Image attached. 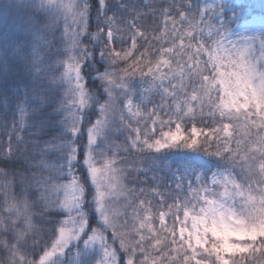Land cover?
<instances>
[{
  "label": "snow or ice",
  "instance_id": "1",
  "mask_svg": "<svg viewBox=\"0 0 264 264\" xmlns=\"http://www.w3.org/2000/svg\"><path fill=\"white\" fill-rule=\"evenodd\" d=\"M38 4L0 54V256L260 264L217 234L264 228V0Z\"/></svg>",
  "mask_w": 264,
  "mask_h": 264
},
{
  "label": "trees",
  "instance_id": "2",
  "mask_svg": "<svg viewBox=\"0 0 264 264\" xmlns=\"http://www.w3.org/2000/svg\"><path fill=\"white\" fill-rule=\"evenodd\" d=\"M19 2L22 3L21 7L18 6L17 0H0V54L8 61L9 68H14L18 62L22 63L16 49L19 48L23 52L28 47L29 21L46 19L38 3L34 2L33 4L27 0ZM47 23L51 25L50 21ZM167 162L165 159L158 161L161 169L158 171V175L167 177L168 174L164 170ZM173 162L175 163L174 158ZM257 218L256 215L249 217V223H256ZM259 218L264 219V212L259 214ZM246 246L248 245L246 244ZM258 259L260 264H264V253ZM0 264H8V262L0 256Z\"/></svg>",
  "mask_w": 264,
  "mask_h": 264
},
{
  "label": "rangeland",
  "instance_id": "3",
  "mask_svg": "<svg viewBox=\"0 0 264 264\" xmlns=\"http://www.w3.org/2000/svg\"><path fill=\"white\" fill-rule=\"evenodd\" d=\"M19 1L20 0H17L18 6L21 7L22 1L21 2ZM27 1H31L33 4L34 2L38 3V0H27ZM208 2L212 3L214 2V0H208ZM217 235H218V238L223 241L224 250L226 252H243L247 248L246 243L233 244V243H230L229 241L233 239L239 242L253 241L257 238L258 235H264V228H261L260 232L258 233L255 229L248 230L247 228H244L242 226H237L232 229H224Z\"/></svg>",
  "mask_w": 264,
  "mask_h": 264
}]
</instances>
